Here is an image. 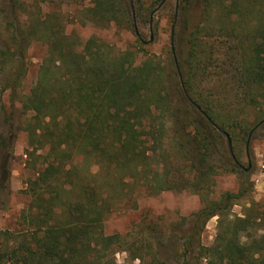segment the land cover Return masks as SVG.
Wrapping results in <instances>:
<instances>
[{"label":"trees","instance_id":"trees-1","mask_svg":"<svg viewBox=\"0 0 264 264\" xmlns=\"http://www.w3.org/2000/svg\"><path fill=\"white\" fill-rule=\"evenodd\" d=\"M146 1L133 0L134 18L131 0H92L82 24L88 20L103 28L130 29L141 18L148 21ZM175 1L184 15L198 0ZM200 1L204 20L216 10L219 24L194 26L186 59L167 76L153 58L137 65L132 50L114 54L110 44L95 36L76 41L65 34L56 14L48 16L54 19L51 25L38 15L24 29L16 16L17 2L0 0V16L9 13L12 18L5 22L9 41L0 46V91L10 90L31 114L24 127L8 121L0 133V210L9 203L16 131L27 132L31 149L45 151L25 190L30 201L19 217V230L0 232V264H115L127 238L106 234L104 224L115 210L137 207L132 185L149 195L191 185L201 195L215 167L236 174L240 187L218 200L201 195L206 202L191 219L181 260L264 264V210L249 201L250 175L230 157L226 145L227 135L233 144H247L246 136L264 124V0ZM216 36L229 45L221 68L222 75L227 68L233 73L237 97L232 101L204 94ZM33 40H45L49 56L30 94L21 98L26 52ZM177 76H182L175 82L181 96L174 99L170 83ZM250 110H258L261 122L253 128L246 116ZM171 145L190 165V178L183 183L168 171ZM92 164L99 168L94 175ZM120 196L128 198L125 203L118 201ZM242 201H249V207L233 218L232 208ZM214 217L217 234L206 246L200 237Z\"/></svg>","mask_w":264,"mask_h":264},{"label":"rangeland","instance_id":"rangeland-1","mask_svg":"<svg viewBox=\"0 0 264 264\" xmlns=\"http://www.w3.org/2000/svg\"><path fill=\"white\" fill-rule=\"evenodd\" d=\"M15 1L17 2L16 16L24 29L28 20L35 19L38 15H40L41 20L45 21L46 25H51L54 19L48 16L49 14H56L64 25L65 34L75 37L76 41L84 43L95 36L110 44L114 54L132 50L136 54L137 65L144 62L147 57L153 58L164 67L167 76L174 75L176 64L179 65L186 59L189 49L188 35L192 28L198 24L211 25L215 28L219 24L216 19V10L212 12L213 16L209 21L204 20L202 15L204 6L200 0L184 15H181L180 4L175 0H167V3H160L159 0L146 1L145 9L148 10V12L146 11L148 21L147 18H141L130 29L115 25L103 28L89 23L88 20L82 24L83 12L93 6L92 0ZM131 5L132 12L134 8L136 16L137 6L134 7L133 0H131ZM174 17L177 18L175 23H173ZM11 19L9 13H6L4 19L0 16V46L3 48L9 41L5 22H10ZM136 26L139 36L136 33ZM215 41L212 49L214 60L209 70L211 74L205 78L206 91L204 94L213 99L220 98L232 101L237 97L236 91L233 89V73L228 74L227 68L226 74L222 75L221 68L222 60L225 58L229 45H224L225 39L222 37L216 36V40L213 39V42ZM81 48V46L77 47V49ZM48 56L49 44L45 40L31 41L26 52L27 74L23 78V85L20 89L21 98L30 94L31 89L37 83L39 69ZM181 77L171 78L170 84L174 88L170 89V93L174 99L181 96L175 88V82L179 81ZM257 113L258 110H250L246 114L251 123V128L261 123ZM30 117L31 114H27L23 110L20 100L13 99L10 90L0 91V133L6 129L5 123L7 124L8 121H13L16 127L18 125L24 127ZM16 133L11 163V193L8 206L0 210V232L19 230V217L30 201V197L25 191L27 184L29 180L36 177L43 161L41 155L45 153V151H35L29 147L28 134L23 129H18ZM171 134L170 131L169 135ZM246 138L248 141L250 139L249 145H247L248 141L247 144L241 140L235 144L232 142L233 153L236 158L234 161L239 163L241 170L250 175L253 187L250 194L251 199L248 200L260 203L262 210H264V124L260 125L256 131L250 132ZM226 145L228 154L233 158L227 138ZM170 150L168 171L171 175L173 174L178 183H183L185 177L190 178V165L183 158L177 146L171 145ZM89 169L92 175L99 171L97 164H92ZM214 170L212 180L204 183L206 188L201 195L206 194L209 200H218L226 192L238 191L240 180L236 174L225 172L219 167H215ZM84 173L87 174V169L84 170ZM130 188L132 195L137 199V207L124 208V204H122L123 208L115 210L104 224L106 234H119L127 238L126 249L115 254V264L207 263V261L190 262L181 260L180 257L183 238L189 231L191 219L206 202L191 185L181 190H166L158 195L147 194L145 188L137 184ZM127 199L125 196H120L118 201L123 200L125 203ZM248 202L242 201L235 205L232 208L231 216L233 218L243 216L245 207H249ZM217 226V217L212 218L207 223L200 237V242L203 245L211 246L214 243Z\"/></svg>","mask_w":264,"mask_h":264},{"label":"water","instance_id":"water-1","mask_svg":"<svg viewBox=\"0 0 264 264\" xmlns=\"http://www.w3.org/2000/svg\"><path fill=\"white\" fill-rule=\"evenodd\" d=\"M133 17L135 18V11H134V8H133ZM135 29H136V33H137V35L139 36V32H138V28H137V26L135 27ZM218 130H219L220 132L224 133V131H222L219 127H218ZM227 139H228V146H229V149H230V151H231V153H232V156H233L234 160L236 161L235 155H234V153H233L232 141H231V138H230L229 135H227ZM249 143H250V139H249L247 145H249Z\"/></svg>","mask_w":264,"mask_h":264}]
</instances>
